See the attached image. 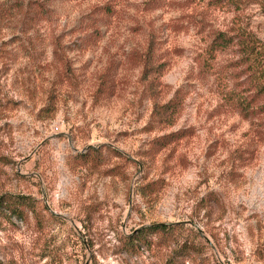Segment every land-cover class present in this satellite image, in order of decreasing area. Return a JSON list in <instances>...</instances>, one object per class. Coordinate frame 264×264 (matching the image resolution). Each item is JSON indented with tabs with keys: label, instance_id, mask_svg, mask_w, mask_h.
<instances>
[{
	"label": "rangeland",
	"instance_id": "rangeland-1",
	"mask_svg": "<svg viewBox=\"0 0 264 264\" xmlns=\"http://www.w3.org/2000/svg\"><path fill=\"white\" fill-rule=\"evenodd\" d=\"M247 36L264 0H0V204H34L0 209V264H264Z\"/></svg>",
	"mask_w": 264,
	"mask_h": 264
},
{
	"label": "trees",
	"instance_id": "trees-1",
	"mask_svg": "<svg viewBox=\"0 0 264 264\" xmlns=\"http://www.w3.org/2000/svg\"><path fill=\"white\" fill-rule=\"evenodd\" d=\"M222 35L217 36V47L218 48H226L228 47L231 43L232 40L231 38L227 39L225 36L221 37ZM246 43L243 45L244 49L247 52V55L250 56H256L259 60L261 59L262 55L264 54V50L261 48L260 44L256 39H254L252 36H247L245 38ZM153 43L148 49V53L146 55V61L147 64L145 65V76L150 77V76H157L161 77L165 71V65L164 64H157L155 59H153ZM255 82L253 83V86L256 89V96L255 98L262 100L264 102V72L257 73L256 79L254 80ZM151 84L153 83L150 82ZM245 98V97H244ZM254 103V102H253ZM250 105L242 106V110H246L249 112ZM261 109L260 112L264 111V105L262 107H259ZM178 111V105L177 103H174L172 107L166 106V107H161L160 111L158 113L164 117V121L166 122H171L175 116L177 115ZM7 201V203H6ZM3 203V208H1L0 204V209H4V211H9L13 217H18L21 219H24V215L26 212V208H34L33 202L26 200L25 198H17V197H6L2 201ZM6 214V213H5ZM10 220L9 218H7ZM160 231H165V226H152L145 228L141 231V236L138 239L143 238L144 236L153 234V233H158Z\"/></svg>",
	"mask_w": 264,
	"mask_h": 264
}]
</instances>
